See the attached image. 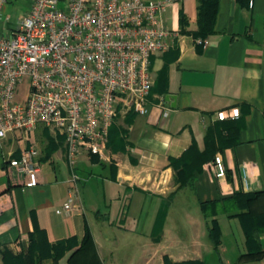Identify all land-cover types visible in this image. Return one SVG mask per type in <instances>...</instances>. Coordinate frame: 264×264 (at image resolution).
<instances>
[{
  "label": "crops",
  "instance_id": "0c3cea01",
  "mask_svg": "<svg viewBox=\"0 0 264 264\" xmlns=\"http://www.w3.org/2000/svg\"><path fill=\"white\" fill-rule=\"evenodd\" d=\"M200 1L167 0L163 19L172 44L150 58L147 111L120 109L104 153L79 155L80 211H55L68 190L65 143L39 154L38 184L27 187L25 176L3 160L7 151L18 155L22 143L3 142L0 264H24L37 230L50 245L75 239L57 264H264V255L239 260L247 247L236 212L205 217L201 210L204 201L258 192L251 209L264 218V0H218L212 30L202 35ZM7 24L0 23L2 34L16 26ZM168 94L175 99L166 100ZM232 107L239 108L237 118L216 119L217 111L229 115ZM39 129L47 128L39 125L35 134ZM191 146L208 156L194 170L193 185L180 186L170 161L192 155ZM215 154L223 158V177L213 173ZM211 219L220 227L216 248L208 235ZM86 229L91 252L79 249ZM258 238L264 250V230ZM52 255H43L42 264H55Z\"/></svg>",
  "mask_w": 264,
  "mask_h": 264
},
{
  "label": "built area",
  "instance_id": "2783aa9c",
  "mask_svg": "<svg viewBox=\"0 0 264 264\" xmlns=\"http://www.w3.org/2000/svg\"><path fill=\"white\" fill-rule=\"evenodd\" d=\"M6 3L0 0V23ZM166 5L167 0H32L16 26L0 34V147L12 137L22 143L18 155L7 151L3 160L25 176L24 186H36L41 164L35 131L40 125L61 135L69 175L57 213L81 210L78 157L84 150L104 153L121 102L146 113L150 58L172 44L163 19ZM24 81L28 91L21 97L17 90ZM238 116V107L229 115L215 113L218 120ZM212 167L216 177L225 175L220 154Z\"/></svg>",
  "mask_w": 264,
  "mask_h": 264
},
{
  "label": "trees",
  "instance_id": "16d2710c",
  "mask_svg": "<svg viewBox=\"0 0 264 264\" xmlns=\"http://www.w3.org/2000/svg\"><path fill=\"white\" fill-rule=\"evenodd\" d=\"M240 3L247 5L249 0H239ZM218 6V0H202L199 3V22H200V34L207 33L212 30L213 22L215 19L216 11ZM181 25L184 23V18H180ZM63 139V138H62ZM194 149V146H191ZM49 149V153H50ZM52 151V150H51ZM207 153H199L194 149L192 155L189 157L171 159V165L177 170V176L180 181V186H192L196 178L194 170H200L201 162L206 158ZM260 193H240L236 192L230 196L222 197L216 200L204 201L201 203V210L205 217H213L216 213L220 212H236L235 215L239 217L242 224L245 244L247 250L239 256V260H253L264 255V250H262L260 241L258 238L259 232L264 230V224L261 220L262 215L256 214L251 209V203L258 198ZM36 235V236H35ZM31 236V242L27 252L23 256L24 264H42L41 258L45 254H49L52 251L53 261L57 264V260L62 256L65 250L71 247L70 243L75 241L74 238L70 239L66 243L59 242L50 245L47 242L45 233L42 230H37L36 234ZM209 239L212 241L214 247L216 248L220 243V227L216 219H211L210 225L208 227ZM80 250L92 251L94 249L92 238L88 229H86L83 236ZM37 252L39 254L38 260L35 261L32 252ZM91 264V263H89ZM170 264V263H167ZM181 264H201L198 262H188Z\"/></svg>",
  "mask_w": 264,
  "mask_h": 264
},
{
  "label": "rangeland",
  "instance_id": "374dc122",
  "mask_svg": "<svg viewBox=\"0 0 264 264\" xmlns=\"http://www.w3.org/2000/svg\"><path fill=\"white\" fill-rule=\"evenodd\" d=\"M27 1L28 0H8L7 4H6V9H5V17L7 16L8 19L5 20L4 17V21L6 23L9 24H15L18 22V20L22 17L24 11L26 10V6H27ZM3 21V22H4ZM14 25V26H15ZM2 34V32H0ZM7 33H5L6 35ZM28 82H23L18 86V94H20L21 97H24V95L27 93L28 91ZM121 109L124 106V103L121 102L120 104ZM126 108V107H125ZM124 109V108H123ZM131 111L133 114H137L136 111L134 110H128ZM113 128V125H112ZM111 128V131H112ZM35 137L37 138L39 144H40V152L42 151H48L49 149L51 150H56L61 143H65L64 139H62L63 137L61 135H59L58 133L47 129H39L36 134ZM73 243H70V245Z\"/></svg>",
  "mask_w": 264,
  "mask_h": 264
},
{
  "label": "water",
  "instance_id": "95a60500",
  "mask_svg": "<svg viewBox=\"0 0 264 264\" xmlns=\"http://www.w3.org/2000/svg\"><path fill=\"white\" fill-rule=\"evenodd\" d=\"M165 98H166V100L170 101L171 99L174 100L175 99V96L174 95H171V94H168V95H166ZM171 104L173 105L174 103H171Z\"/></svg>",
  "mask_w": 264,
  "mask_h": 264
}]
</instances>
